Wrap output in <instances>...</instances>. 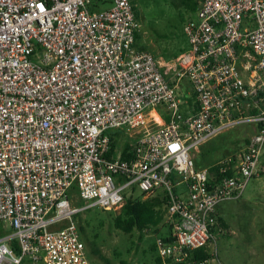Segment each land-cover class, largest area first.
Returning a JSON list of instances; mask_svg holds the SVG:
<instances>
[{
	"label": "built area",
	"instance_id": "2783aa9c",
	"mask_svg": "<svg viewBox=\"0 0 264 264\" xmlns=\"http://www.w3.org/2000/svg\"><path fill=\"white\" fill-rule=\"evenodd\" d=\"M197 1L167 60L137 46L133 0H0V264H92L77 216L159 194L158 264H225L218 208L264 152V0ZM243 123L216 180L192 150Z\"/></svg>",
	"mask_w": 264,
	"mask_h": 264
},
{
	"label": "rangeland",
	"instance_id": "374dc122",
	"mask_svg": "<svg viewBox=\"0 0 264 264\" xmlns=\"http://www.w3.org/2000/svg\"><path fill=\"white\" fill-rule=\"evenodd\" d=\"M140 23L137 46L149 50L163 59H172L189 48L184 27L195 14L179 6L175 0H133ZM109 4L104 5L107 9ZM255 125L239 124L195 147L192 155L200 166L205 160H223L240 152L255 133ZM117 146L125 138H117ZM228 227L217 237L219 255L225 264H264V152L260 174L251 178L240 199L226 201L221 206ZM121 208L106 210L92 208L82 213L81 222L86 227V237L96 244L109 260H103L89 251L92 264H158L157 237L165 235L168 226L127 233L114 225V217ZM9 226V225H8ZM0 224V237L7 234ZM22 264H31L24 261Z\"/></svg>",
	"mask_w": 264,
	"mask_h": 264
},
{
	"label": "trees",
	"instance_id": "16d2710c",
	"mask_svg": "<svg viewBox=\"0 0 264 264\" xmlns=\"http://www.w3.org/2000/svg\"><path fill=\"white\" fill-rule=\"evenodd\" d=\"M175 1L177 2V4H179V6L185 7L186 9L193 12L194 14L199 10V2L197 0H175ZM136 37L138 38V34ZM114 136L115 137L113 138L114 140L113 145L116 147L117 142H118L117 138L119 137V134L116 133ZM249 141H250V138L247 140L246 144H248ZM130 149H131V145L129 143H126L125 152H128ZM221 160L220 159L219 160H213V159L205 160L207 164L206 167H209L211 173L215 176L216 180H219L222 177ZM200 162L201 161L198 160V163L196 162V165L198 167H204V166L199 165ZM224 174L230 175L231 171H228L227 173H224ZM165 200L166 198L162 197V194H159L158 196H154V197H148V198L129 197L126 200V202L123 204V206L121 207V212L114 217V225L120 230L127 232V233L133 232L135 229L139 231H143L146 228H154V227L156 228L164 221ZM81 216H82V213L77 216L78 224H79V228L82 234V238L86 242L89 251L93 255L99 256L103 260L109 261L102 254L101 250L96 246L94 241L86 237L85 235L86 227L82 224L80 220ZM219 220L223 226H225L226 228L228 227L227 223L222 217H220ZM162 237L164 239H167L166 234L162 235ZM194 253L196 256H199V257H206L209 255L207 248L199 249L198 251ZM157 262L159 263V258ZM120 264H126V262L122 261Z\"/></svg>",
	"mask_w": 264,
	"mask_h": 264
},
{
	"label": "crops",
	"instance_id": "0c3cea01",
	"mask_svg": "<svg viewBox=\"0 0 264 264\" xmlns=\"http://www.w3.org/2000/svg\"><path fill=\"white\" fill-rule=\"evenodd\" d=\"M254 127H255V126H254ZM117 134H119V136H121L120 133H117ZM222 205H223V204H222ZM222 205L219 206V208H218V213H219L220 217H222V218L224 219L223 214H222V210H223V208H221ZM224 220H225V219H224Z\"/></svg>",
	"mask_w": 264,
	"mask_h": 264
},
{
	"label": "bare ground",
	"instance_id": "6f19581e",
	"mask_svg": "<svg viewBox=\"0 0 264 264\" xmlns=\"http://www.w3.org/2000/svg\"><path fill=\"white\" fill-rule=\"evenodd\" d=\"M154 115H157V114L154 113Z\"/></svg>",
	"mask_w": 264,
	"mask_h": 264
},
{
	"label": "snow or ice",
	"instance_id": "6c2138e0",
	"mask_svg": "<svg viewBox=\"0 0 264 264\" xmlns=\"http://www.w3.org/2000/svg\"><path fill=\"white\" fill-rule=\"evenodd\" d=\"M40 7H42V5Z\"/></svg>",
	"mask_w": 264,
	"mask_h": 264
}]
</instances>
